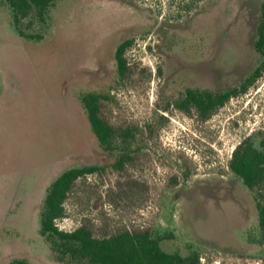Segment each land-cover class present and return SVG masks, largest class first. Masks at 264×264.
Returning <instances> with one entry per match:
<instances>
[{"label": "rangeland", "instance_id": "1", "mask_svg": "<svg viewBox=\"0 0 264 264\" xmlns=\"http://www.w3.org/2000/svg\"><path fill=\"white\" fill-rule=\"evenodd\" d=\"M262 2L56 0L45 22L22 20L36 40L0 0V264H92L39 233L52 180L89 165L99 169L73 182L59 230L171 233L161 248L196 252V264H264L252 193L229 168L241 141L261 148L264 136V57L253 46ZM127 39L121 75L114 54ZM258 65L257 79L207 117L176 107L186 88L225 91ZM85 92L103 95L99 114L116 131L108 149ZM255 194L264 205V185Z\"/></svg>", "mask_w": 264, "mask_h": 264}, {"label": "trees", "instance_id": "2", "mask_svg": "<svg viewBox=\"0 0 264 264\" xmlns=\"http://www.w3.org/2000/svg\"><path fill=\"white\" fill-rule=\"evenodd\" d=\"M10 7L12 21L17 32L29 39H41L40 34H26L21 29V22L31 14L40 22H45L48 8L56 0H4ZM259 23L256 27L254 40L255 51L264 57V2L260 7ZM132 43L131 39L124 40L115 49L117 69L121 75L126 70V61L123 57L125 49ZM262 65L256 68L244 78L239 86L232 87L221 92L210 90H196L186 88L183 98L176 106L188 109L194 107L199 115L207 117L215 108L222 106L230 97L244 92L260 75ZM103 95L95 92H85L80 100L87 112L93 133L100 145L105 149L111 147L115 130L105 122L99 114L100 99ZM122 139L126 140L133 133L126 129L119 132ZM261 148H257L252 142L245 139L232 151L229 161L231 172L240 177L243 185L252 193V198L257 211V223L261 234L259 244L264 249V205L260 202L255 191L264 185V136L260 140ZM121 157L117 166L124 162ZM99 167L94 165L71 167L61 172L47 188L42 210L39 218V233L44 237L57 236L59 243H54L55 248L62 254H68L74 258L86 259L92 264H196L198 255L196 252L182 256L178 252H165L160 242L163 239L173 237L171 233L153 236L148 231L129 232L122 231L108 237L97 238L84 228L78 227L73 231L59 230L56 220L64 213L63 202L70 191L73 182L86 174L96 172ZM6 264H30L26 260L15 259Z\"/></svg>", "mask_w": 264, "mask_h": 264}, {"label": "flooded vegetation", "instance_id": "3", "mask_svg": "<svg viewBox=\"0 0 264 264\" xmlns=\"http://www.w3.org/2000/svg\"><path fill=\"white\" fill-rule=\"evenodd\" d=\"M177 108H179V109H181V110H184L185 108H183V107H178V106H176Z\"/></svg>", "mask_w": 264, "mask_h": 264}, {"label": "crops", "instance_id": "4", "mask_svg": "<svg viewBox=\"0 0 264 264\" xmlns=\"http://www.w3.org/2000/svg\"><path fill=\"white\" fill-rule=\"evenodd\" d=\"M69 168H71V167H69ZM67 169H68V168H67ZM65 170H66V169H65ZM63 171H64V170H63ZM63 171H62V172H63ZM56 177H57V176H56ZM56 177H55V178H56ZM55 178H54V179H55ZM54 179H53V180H54ZM53 180H52V181H53Z\"/></svg>", "mask_w": 264, "mask_h": 264}]
</instances>
